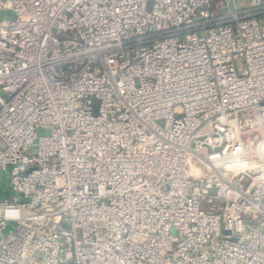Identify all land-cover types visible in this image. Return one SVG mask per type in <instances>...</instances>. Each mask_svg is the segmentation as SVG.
Listing matches in <instances>:
<instances>
[{"label":"built area","instance_id":"1","mask_svg":"<svg viewBox=\"0 0 264 264\" xmlns=\"http://www.w3.org/2000/svg\"><path fill=\"white\" fill-rule=\"evenodd\" d=\"M222 2L0 0V264H264V0Z\"/></svg>","mask_w":264,"mask_h":264},{"label":"rangeland","instance_id":"2","mask_svg":"<svg viewBox=\"0 0 264 264\" xmlns=\"http://www.w3.org/2000/svg\"><path fill=\"white\" fill-rule=\"evenodd\" d=\"M216 4L215 12L216 13H224L225 8L223 7L222 0H214ZM41 132H45L46 130L42 129ZM244 138L247 139V135H244ZM256 142V140H254ZM0 184H1V196L0 200L11 199L13 195L18 194L12 188V184L10 182V166L3 168L0 170Z\"/></svg>","mask_w":264,"mask_h":264}]
</instances>
